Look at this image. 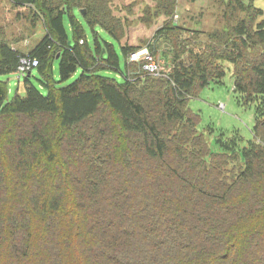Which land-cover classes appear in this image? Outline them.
<instances>
[{"label": "trees", "instance_id": "1", "mask_svg": "<svg viewBox=\"0 0 264 264\" xmlns=\"http://www.w3.org/2000/svg\"><path fill=\"white\" fill-rule=\"evenodd\" d=\"M9 1L43 34L26 52L0 13V75L39 60L24 94L0 79V264H264V9L227 0L206 32L153 0L139 20L163 24L134 44L110 0ZM144 46L164 68L129 59ZM227 63L253 138L221 129L214 150L189 99Z\"/></svg>", "mask_w": 264, "mask_h": 264}, {"label": "rangeland", "instance_id": "2", "mask_svg": "<svg viewBox=\"0 0 264 264\" xmlns=\"http://www.w3.org/2000/svg\"><path fill=\"white\" fill-rule=\"evenodd\" d=\"M227 0H178L174 20L190 28H200L206 32L222 25L225 22V2ZM153 0H110L114 16H119L125 20L127 27L126 36L123 41L131 43H140L149 39L154 31L163 24L164 16L154 20L152 24H144L139 20V16L146 4L152 3ZM258 4V3H257ZM259 5V4H258ZM85 10V9H84ZM0 13L2 17V26L5 29L7 38L15 46L28 51L43 34V26L40 22L35 27L30 22V12L27 7L17 8L9 0H0ZM76 13L81 15L79 9ZM244 11H235L234 18L245 16ZM264 18V15L258 19ZM68 23V16L65 18ZM87 34L92 38V28L85 22ZM96 29L103 37H109L100 25ZM205 32V33H206ZM205 33L201 37H205ZM187 35V33H185ZM117 44V42H116ZM145 47V46H144ZM142 47V48H144ZM160 48L163 47L160 45ZM162 51V50H161ZM162 54L161 59L155 61L158 69L165 67V59ZM121 66L124 68V58L121 54ZM227 72L222 84L212 83L198 90L197 94L189 99V107L194 113H197L199 120L197 127L200 131L205 132L210 146L216 150L215 135L221 129H237L243 136L244 143L253 138L252 127L255 122V111L251 106H244L238 103L235 92L233 91L232 65L227 63ZM55 71L59 73V61H56ZM79 74V72H78ZM77 74V75H78ZM114 75V73L112 72ZM76 75V76H77ZM75 76V77H76ZM74 76L64 81L68 84ZM0 79L8 80L10 87L9 97L12 98L17 92L24 94L25 85L23 77L18 80L16 74L0 75ZM209 127L214 132L208 130Z\"/></svg>", "mask_w": 264, "mask_h": 264}, {"label": "built area", "instance_id": "3", "mask_svg": "<svg viewBox=\"0 0 264 264\" xmlns=\"http://www.w3.org/2000/svg\"><path fill=\"white\" fill-rule=\"evenodd\" d=\"M141 58H146L149 62L146 64V68L152 71H158V65L156 64V60H154L153 55L150 54L149 49L147 47L141 48L140 50L131 52L129 59L130 60H140ZM38 58L23 56L21 58L20 64L17 70V77L20 79L28 70L38 65Z\"/></svg>", "mask_w": 264, "mask_h": 264}, {"label": "crops", "instance_id": "4", "mask_svg": "<svg viewBox=\"0 0 264 264\" xmlns=\"http://www.w3.org/2000/svg\"><path fill=\"white\" fill-rule=\"evenodd\" d=\"M10 3H11V1H9ZM255 3H256V5H258V6H260L261 8H263L264 9V0H255ZM258 3V4H257ZM12 4V3H11ZM14 6V5H13ZM23 7H25V6H23ZM17 8H20V7H17ZM107 39H109V40H114L110 35H109V37H107ZM124 42V41H123ZM131 43V42H130ZM134 44H136V43H134ZM117 47H119V45H117ZM56 67V66H55Z\"/></svg>", "mask_w": 264, "mask_h": 264}, {"label": "clouds", "instance_id": "5", "mask_svg": "<svg viewBox=\"0 0 264 264\" xmlns=\"http://www.w3.org/2000/svg\"><path fill=\"white\" fill-rule=\"evenodd\" d=\"M16 77H17V73H16ZM18 78V77H17ZM18 80H19V78H18Z\"/></svg>", "mask_w": 264, "mask_h": 264}, {"label": "water", "instance_id": "6", "mask_svg": "<svg viewBox=\"0 0 264 264\" xmlns=\"http://www.w3.org/2000/svg\"><path fill=\"white\" fill-rule=\"evenodd\" d=\"M83 10V12H84V9H82Z\"/></svg>", "mask_w": 264, "mask_h": 264}]
</instances>
